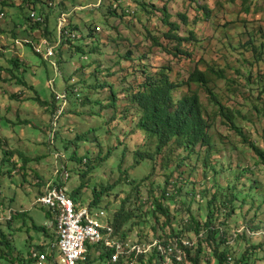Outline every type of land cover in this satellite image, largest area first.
I'll list each match as a JSON object with an SVG mask.
<instances>
[{
    "label": "rangeland",
    "instance_id": "rangeland-1",
    "mask_svg": "<svg viewBox=\"0 0 264 264\" xmlns=\"http://www.w3.org/2000/svg\"><path fill=\"white\" fill-rule=\"evenodd\" d=\"M99 1L0 0V139L8 142L0 147V210L13 211L14 218L2 228L16 248L13 254L4 252L9 261L0 259V264H19L18 258L28 259L30 248L47 249L57 240L49 209L36 203L42 195L37 175L61 183L71 196L82 185L78 202L89 206L96 195V210L130 212L124 230L132 241L166 236L192 214L203 220L212 195L220 203L233 192L236 211L224 205L214 209L216 225L225 221L229 231L246 222L260 227L249 229L260 236L244 234L236 241V255L247 243L264 241V160L223 122L204 89L189 82L195 70L210 74L208 86L218 101L231 110L245 137L264 151V0H106L97 7ZM113 2L135 14L115 17ZM31 7L45 15L41 28H31L25 19ZM61 13L77 23L73 29L84 39L73 47L66 42L45 61L33 51L44 48L38 29L54 38ZM94 25L101 26L100 32L86 37ZM175 33L185 40L179 44L168 38ZM77 45L83 52H75ZM10 60H18L21 68L12 69ZM161 73L177 84L175 102L198 95L208 117L210 147L198 144L187 150L173 141L158 152L157 136L138 126L143 112L130 101L132 94ZM68 85L79 90V97L69 91L53 142L49 129L59 106L54 92L63 94ZM57 169L69 173L64 183ZM166 179L182 186L168 198L163 197ZM156 198L169 207V217L154 211ZM59 254L55 252L61 263ZM205 258L215 264L211 251ZM90 264L106 263L95 252Z\"/></svg>",
    "mask_w": 264,
    "mask_h": 264
},
{
    "label": "trees",
    "instance_id": "trees-1",
    "mask_svg": "<svg viewBox=\"0 0 264 264\" xmlns=\"http://www.w3.org/2000/svg\"><path fill=\"white\" fill-rule=\"evenodd\" d=\"M103 3L104 1L101 3V5ZM47 6L48 8H50L48 3ZM110 6H111L110 13L113 14L115 17H118L119 15L121 16L125 15L126 17L135 14V11L132 9L131 10L133 12L128 13L125 9H121L120 6L116 8H114L113 5L111 4ZM202 9L205 8L202 7ZM32 10L35 9L32 7L28 9V14L25 16V19L28 23L32 24L31 28H34V26L40 27L41 25L39 23L33 22L29 17V11ZM119 10H121L122 12L119 13L120 12ZM166 12L167 10L163 8V14L165 15V17H167V15L165 14ZM38 13L42 14V12H39V10ZM170 25L172 26V28H174L175 26L174 24L171 23ZM73 28L78 29L77 23L72 22L70 19L69 24L66 27V30L70 31L71 33L73 32L79 33L77 30H74ZM175 29L176 28H174V31ZM38 30L41 31V29ZM100 30H101V26L94 25V27H91V29L89 30L90 32L88 33V35H86V37H89L92 33H98L100 32ZM43 33L45 35H43ZM43 33H42V37H45L54 43L57 41L56 40L57 34L56 36H54V38H52L47 36L48 32L46 29H44ZM167 36L169 39L178 40L179 44L181 41L185 40L177 36V33H175L174 35L167 34ZM82 37H83L82 35L81 36L78 35L76 36V38H74L75 39L74 40L63 34L62 45L59 48L62 49V47L66 44V42H71V45L72 44L75 45V42L77 40L84 39V37L83 38ZM155 42L156 44H158L157 41ZM74 49L76 50L75 52H83L84 50L83 47L80 45L74 46ZM127 56H129V53L127 54ZM60 58L62 59V56H60ZM83 59L87 60V57H83ZM18 63H19L18 60L9 61L11 68L16 71L21 68ZM215 75H217L218 78H222L220 73H216ZM166 77L167 75L165 73H161L157 77L149 78V80H146L145 83L141 86V90H138L135 94H132V100L130 101L133 104H136L143 112V115L138 122V126L147 131L152 132L157 136L158 152H161V150L164 147H166L170 142L173 141L181 142L182 144H184L187 150L193 149L198 144L206 145L207 147H210L211 146L210 137L207 133L209 127L208 117H206L203 113L198 95L193 93L192 95L184 96L178 102H175L173 98V92L174 89L177 87V84H174ZM211 79L212 77H210V74H208L207 72H201L200 70H195L190 75L189 82L197 84L204 89L209 100L217 108V113L220 116V118L223 119V122L226 125H228L231 129H233L237 134L242 136L243 142L249 143L254 148L256 154H258V156L262 160H264V151L260 149L257 145H255L253 142H250L249 139L245 137L243 131H241V129L236 126L234 122V116L231 110H229V108L222 105L218 101L214 92L209 88L208 84L211 82ZM29 88L31 90H34L31 87ZM73 88L74 85L73 86L68 85L66 90L68 93L70 91L73 95H75L78 98L79 96L76 92L72 90ZM55 109L56 107L53 109L52 114L54 113ZM1 146H2V141L0 140V147ZM7 155H8L7 153H4V156ZM6 160L9 161V159ZM57 185H62V184H57ZM82 188L83 186L81 185L78 192L73 193L72 196L69 194L76 202H78L77 197L80 194ZM181 189L182 186L179 185V182H177V180L166 179V187L165 189H163V195H164L163 197L168 198L167 196H173L172 191L177 192L180 191ZM235 199H237V197L234 195L233 192H231L229 196L225 195V198L222 199V202L217 203L216 196L212 195L211 199H209L208 201L209 211L207 212V215L203 220L197 217L196 215L192 214L191 217L187 218L185 220L186 222L182 224L181 229H177V230L172 229L171 232L167 233L166 236L162 233L148 240L138 239L136 241L139 242L149 241L156 238L166 241H174L175 239L185 237V235L188 232L189 233L195 232L194 236L196 235L197 238L194 237L193 235L190 236V238L196 240L197 243L195 244L194 247H186L187 261L190 264H210V260L208 258H205L206 254L208 253V250L209 252L211 251V253L213 254L215 264H227L226 261L229 254L233 255L234 264H258V260L264 259V241L260 243L259 242L253 243V244L259 243L258 245H252L247 243L242 254L236 255L234 253V249L236 248V241L240 239L242 235L244 234L249 235V233L247 232V230H245L242 233H238L237 235H234L236 229H238L241 226L236 227L235 229H230L229 231V228L225 226L227 225L225 221H223L221 225H216L215 223L214 220L215 217L213 215L214 209H218V208L220 209L221 206L224 205V206H230L232 212H235L236 211V207L234 205ZM154 202L156 207L154 211L157 210L162 214L166 215L167 217H169V212H170L169 207L163 206L161 201L157 198L155 199ZM124 203H126V201ZM98 204H99V200L98 197L95 195L94 201L91 202L89 206L95 209ZM214 204L216 205V207L214 206ZM49 214L51 213L49 212ZM108 214H109V220L112 226L114 227L116 237L121 240H131L128 237V233L124 230V225L132 218L130 212L126 211L124 208H120L115 213L113 214L108 213ZM13 218L14 215H12L11 219L7 220V222L9 223ZM5 222L6 221H0V252H2L0 259L4 261H9L8 258H6V254L4 252L13 254L16 248L13 245V239L9 235H7L5 233V229L2 228V225H4ZM245 224L246 225L244 226L247 229H250L251 231L261 230L260 227H258L257 225H251L247 222ZM37 229L40 231H46V228L44 227H37ZM257 236L260 235L257 234L253 235V237H257ZM231 238H234L233 243L229 242ZM262 239L264 240V237ZM53 244L54 243H52L51 246ZM51 246L48 245L47 249H45L44 245L38 247H32L29 250L28 259L23 257L20 259L18 258L17 260L19 261V264H35L36 259L33 257L34 251L48 252L50 260L56 259L57 256L55 255V252L58 250L51 248ZM260 249H262L263 251L261 254V258L258 257V252L261 251ZM87 251L88 252L86 254L85 259L86 261L88 260L89 264L91 263V255H93V253L95 252H97L98 259L106 264L126 263L124 262V260H120L118 263H112L111 251L107 249L102 243H97V244L89 243L87 245ZM203 254H205L204 258L202 256ZM20 255L22 254L20 253ZM129 260L130 259H128L127 261ZM10 263L14 264L15 261L14 260L12 262L10 261ZM135 264H161V262H160V257L155 252L152 253L149 257L139 256L135 261Z\"/></svg>",
    "mask_w": 264,
    "mask_h": 264
},
{
    "label": "built area",
    "instance_id": "built-area-1",
    "mask_svg": "<svg viewBox=\"0 0 264 264\" xmlns=\"http://www.w3.org/2000/svg\"><path fill=\"white\" fill-rule=\"evenodd\" d=\"M103 1L105 0H100L97 7ZM48 5L50 7L53 6L50 2ZM113 5L114 8L118 7L114 2ZM126 11L128 13L133 12L130 8H126ZM29 17L33 22L39 23L41 26L45 24L44 13L39 14L35 10H32L29 11ZM3 18L4 15L0 14V20H3ZM56 19L57 41L54 43L42 37L40 31V44L44 48L37 46L33 49L34 54L45 61L56 56V49L62 45L63 34L70 38H76L78 35V33L75 34L74 32L71 33L66 30L69 24L68 14L61 13ZM54 65L57 66L56 62ZM72 90L79 96V90L75 86ZM68 94L67 90L63 94L54 92L55 101L59 103V106L56 107L53 113L49 133L50 141L54 142L58 122L68 107ZM56 173H60L63 181H67L70 177L67 171L61 173L57 169ZM36 203L48 208L51 215H53L54 220L51 224H55L56 226L57 240L51 248L58 250L62 262H58V259L50 260L48 252L34 251L33 257L36 259L35 264H78V262L85 260L88 252L87 245L89 243H102L109 249L111 251L112 263H118L120 260H124L126 262L125 264H135L139 256L149 257L152 253L156 252L160 257L161 264H190L187 261L186 247H194L197 243L196 240L190 237L178 238L174 241H166L158 238L142 242L121 240L115 235V230L109 220L107 211L103 209L96 210V208L93 209L88 205L76 202L70 197L68 188L63 185L48 183L45 191L37 198ZM12 215L13 211L11 209H8L4 213L0 212V221L10 220ZM245 230L251 235H255L245 226L236 229L234 235L242 233ZM257 234L261 233L257 232ZM229 242L233 243L234 238H231ZM128 259L130 260L127 261ZM226 263L234 264L233 255H228Z\"/></svg>",
    "mask_w": 264,
    "mask_h": 264
},
{
    "label": "crops",
    "instance_id": "crops-1",
    "mask_svg": "<svg viewBox=\"0 0 264 264\" xmlns=\"http://www.w3.org/2000/svg\"><path fill=\"white\" fill-rule=\"evenodd\" d=\"M99 3V2H98ZM82 6H77V7H75V9H80ZM22 29V28H21ZM23 31V30H22ZM50 130V129H49ZM1 141H2V145H7L8 144V142L7 141H4L5 140V138L2 140V139H0ZM8 140H9V137H8ZM18 140V139H17ZM17 142H22V140H18ZM9 161H14V158H12V159H10ZM37 183H38V185H41V191H40V194L41 193H43L44 191H45V188H46V186H47V180L46 179H42L41 177H39L38 175H37ZM54 182H56V180H54ZM53 182V183H54ZM61 182L62 183H64V181L63 180H61ZM57 184H61V183H57ZM50 217H51V220H50V227H52V225H51V223L53 222V215L51 216V214H50Z\"/></svg>",
    "mask_w": 264,
    "mask_h": 264
}]
</instances>
